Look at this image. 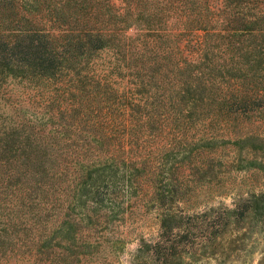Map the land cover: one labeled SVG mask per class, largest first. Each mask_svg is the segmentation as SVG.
Here are the masks:
<instances>
[{"label": "trees", "instance_id": "trees-1", "mask_svg": "<svg viewBox=\"0 0 264 264\" xmlns=\"http://www.w3.org/2000/svg\"><path fill=\"white\" fill-rule=\"evenodd\" d=\"M147 214L129 264L264 233V0H0V264H114Z\"/></svg>", "mask_w": 264, "mask_h": 264}, {"label": "rangeland", "instance_id": "rangeland-1", "mask_svg": "<svg viewBox=\"0 0 264 264\" xmlns=\"http://www.w3.org/2000/svg\"><path fill=\"white\" fill-rule=\"evenodd\" d=\"M237 174L239 175L237 176V180L234 179V184L252 181L251 177L247 178L243 173H234L233 176ZM223 186L226 189L231 188V181L227 179L224 185H221L219 188H223ZM201 199H204L205 201L201 202ZM231 203V193L212 192L210 195H208L207 193L205 194L202 192L198 197L197 210H202L204 207L210 206L216 207L221 204L229 206ZM127 228L130 231L129 239L122 244L121 248H117L114 251L112 255L114 264H129L130 257L138 246V238L141 235L145 238H154L156 235L155 221L153 218H151L150 214L145 215L140 219V221L131 222ZM251 242L252 244L249 245V250H251L250 252L246 253L245 255H241L238 258V261L232 262V260H226L224 264H258V261L262 256V251L264 250V233H255L251 239ZM218 259H202L200 262H198V264H216Z\"/></svg>", "mask_w": 264, "mask_h": 264}]
</instances>
